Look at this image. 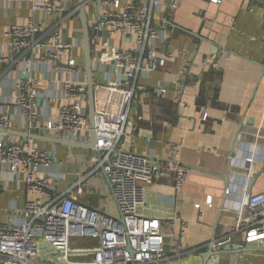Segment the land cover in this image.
Listing matches in <instances>:
<instances>
[{
	"label": "built area",
	"instance_id": "built-area-1",
	"mask_svg": "<svg viewBox=\"0 0 264 264\" xmlns=\"http://www.w3.org/2000/svg\"><path fill=\"white\" fill-rule=\"evenodd\" d=\"M3 1L25 5L31 16L9 24L7 43L0 46V129L86 142L90 126L86 81L78 60L81 32L69 27L78 17L76 0ZM178 6V0H87L92 68L100 76L94 93L93 133L99 153L93 171L103 170L110 180L123 224L86 207L75 210L74 194L81 193L84 179L58 192L47 170L51 152L33 140L1 133L0 169L8 182L22 183L32 197L15 210L20 220L0 224V264H85L70 261L72 238L96 240V248L84 253L91 256L86 264H161L167 259L166 235L159 220L142 215L146 188L162 176L163 169L150 156L129 150L125 134L127 129H135L130 109L138 80L164 70L173 57L167 48L171 31L155 23L154 16L158 14L164 22ZM204 67L218 71L217 54L202 65L183 66L174 83L176 91L182 89L191 69ZM16 73L23 76L15 78ZM3 82H11L7 94H2ZM46 83L53 84L56 91L42 102L40 88ZM47 101L56 102V108L47 107ZM179 154L180 146H173V160L165 169L172 174L175 190L190 174L177 163ZM238 234L243 235L244 247L264 242V192L247 196L228 233L207 247L214 252L232 248ZM43 243L58 254L57 262L43 261L48 255L40 248ZM174 248L175 256L184 254L177 242Z\"/></svg>",
	"mask_w": 264,
	"mask_h": 264
},
{
	"label": "crops",
	"instance_id": "crops-1",
	"mask_svg": "<svg viewBox=\"0 0 264 264\" xmlns=\"http://www.w3.org/2000/svg\"><path fill=\"white\" fill-rule=\"evenodd\" d=\"M178 1L167 22L160 21L158 14L154 16L155 23L171 31L167 48L173 57L164 70L138 80L130 109L135 129H127L125 142L129 150L150 156L163 169L162 176L146 188L142 211L144 217L158 219L166 235L167 259L161 264H203L201 255L207 245L228 233L245 198L264 192V0H222L218 5L208 0ZM30 16L25 5L0 0V46L7 43L9 24L22 23ZM78 25V17L69 23V27ZM214 47L219 70L191 69L182 89L176 91L180 69L188 63L202 65ZM18 75L22 73H16L15 78ZM94 77L99 83V74ZM10 87L11 82H3L2 94ZM152 89L156 92L151 93ZM55 91L53 84H41L42 102L54 97ZM46 103L56 108V102ZM40 144L56 154L47 170L58 192L84 179L81 193L74 194L75 203L118 217L112 215L119 212L111 188L100 170L93 171L97 153ZM176 145L180 146L177 163L190 170L179 190L174 188L172 174L165 171ZM97 173L101 175L98 186L89 182ZM0 188V224L20 220L15 210L32 196L22 183L8 182L1 169ZM233 241L231 253L211 257L208 264H264V250L240 251L245 248L241 234ZM89 242L88 249L96 248V241ZM175 242L183 255H174ZM90 258L73 254L70 261L86 264Z\"/></svg>",
	"mask_w": 264,
	"mask_h": 264
},
{
	"label": "water",
	"instance_id": "water-1",
	"mask_svg": "<svg viewBox=\"0 0 264 264\" xmlns=\"http://www.w3.org/2000/svg\"><path fill=\"white\" fill-rule=\"evenodd\" d=\"M76 3L78 5V22L80 24V32H81V46H82V55H83L82 70H83L85 81H86L85 86H86V94H87V111H88V122L90 126L89 138L84 143H74L68 140H64L62 138L44 137V136H39L35 134H30L28 132L14 131L11 129H8V130L0 129V134L1 133L7 134V135L18 137L20 139H30V140H33L35 142H40V143H48V144H51L53 147L60 145V146L70 148L72 150H88V151L92 150L98 154L99 150L95 147L96 139L93 133L94 116H95L94 93H95L96 82H95L93 68H92L91 39H90L89 25L87 21V0H76ZM164 22H167V20H165ZM195 36L200 38L198 35H195ZM217 52L218 51L216 47H214V49L211 52V55H216ZM262 69H263V75H264V66H262ZM21 77L22 75H18L17 78H21ZM155 90L156 89H152L151 93H155L156 92ZM238 127L240 130L241 125L239 124ZM239 130L236 132L237 134ZM0 141H1V138H0ZM51 158L53 162H55L56 154L51 153ZM100 172L104 180L106 181L107 185L110 188H112V184L110 180L108 179L107 175L103 172V170H100ZM79 206H82V205L75 203V210ZM116 220L119 224H123V215L119 213ZM263 247H264V242L251 243L247 245L245 248L241 249L240 251H263L264 250ZM40 248L41 249L45 248L46 251L48 252V255L46 257L45 256L43 257L44 262H49L50 260L54 262L58 261L57 260L58 254L55 253L47 243H43L40 246ZM207 248L208 250L203 255H201V257L204 260L203 264H208L209 259L211 257H218L220 255H223L224 253H231V250H232V248L230 247H225L221 251L214 252L212 251L210 247H207ZM127 250L130 251L129 248H127Z\"/></svg>",
	"mask_w": 264,
	"mask_h": 264
},
{
	"label": "rangeland",
	"instance_id": "rangeland-1",
	"mask_svg": "<svg viewBox=\"0 0 264 264\" xmlns=\"http://www.w3.org/2000/svg\"><path fill=\"white\" fill-rule=\"evenodd\" d=\"M77 28L80 29V26L78 25ZM100 176H101L100 173H97L95 176H93L90 179L89 182L95 181L97 186L100 185V183H101ZM95 179H98V180H95ZM89 182H86L85 185L88 184ZM112 215L117 217L119 214L114 212ZM86 241H88L87 244L89 243L88 246H84V243H86ZM89 241H93L94 242L96 240H94V239L93 240H85V239H80V238H78V239H73L72 238L71 241H70V247L72 249L75 248V247L79 248L77 251H74V255H79V256L84 255L85 256L86 254H84V253H87L88 251H86V249L84 250V248H87V249L89 248V246L91 244Z\"/></svg>",
	"mask_w": 264,
	"mask_h": 264
},
{
	"label": "trees",
	"instance_id": "trees-1",
	"mask_svg": "<svg viewBox=\"0 0 264 264\" xmlns=\"http://www.w3.org/2000/svg\"><path fill=\"white\" fill-rule=\"evenodd\" d=\"M81 36V35H80ZM79 63L81 66H83V55H82V49L79 51V57H78ZM208 72H211L212 69L210 67H208V69H206ZM206 72V73H208Z\"/></svg>",
	"mask_w": 264,
	"mask_h": 264
},
{
	"label": "bare ground",
	"instance_id": "bare-ground-1",
	"mask_svg": "<svg viewBox=\"0 0 264 264\" xmlns=\"http://www.w3.org/2000/svg\"><path fill=\"white\" fill-rule=\"evenodd\" d=\"M81 49H82V48H81ZM91 52H92V54H93V48H92Z\"/></svg>",
	"mask_w": 264,
	"mask_h": 264
}]
</instances>
